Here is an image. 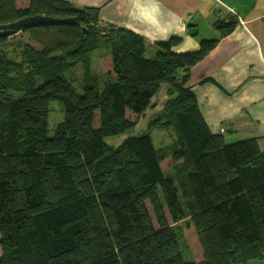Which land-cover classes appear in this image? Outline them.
Listing matches in <instances>:
<instances>
[{
    "label": "trees",
    "instance_id": "16d2710c",
    "mask_svg": "<svg viewBox=\"0 0 264 264\" xmlns=\"http://www.w3.org/2000/svg\"><path fill=\"white\" fill-rule=\"evenodd\" d=\"M31 16L76 25L0 35V264H263L264 152L256 138L226 144L213 134L188 87L237 17L216 21L220 37L189 53L174 52L172 38L150 55L142 36L110 27L103 86L84 78L80 93L66 73L99 48V9L0 0V24ZM12 45L15 57L4 51ZM164 86L170 102L151 128H173L172 153L132 134ZM54 101L65 118L50 136ZM122 135L117 147L106 141ZM182 223L193 229L192 261L173 227Z\"/></svg>",
    "mask_w": 264,
    "mask_h": 264
},
{
    "label": "crops",
    "instance_id": "0c3cea01",
    "mask_svg": "<svg viewBox=\"0 0 264 264\" xmlns=\"http://www.w3.org/2000/svg\"><path fill=\"white\" fill-rule=\"evenodd\" d=\"M64 1L98 8L103 26L130 30L151 47L180 38L176 53L195 52L202 41L219 38L214 23L236 16L238 28L194 66L188 87L213 134L225 128L226 144L256 138L264 152V0Z\"/></svg>",
    "mask_w": 264,
    "mask_h": 264
},
{
    "label": "rangeland",
    "instance_id": "374dc122",
    "mask_svg": "<svg viewBox=\"0 0 264 264\" xmlns=\"http://www.w3.org/2000/svg\"><path fill=\"white\" fill-rule=\"evenodd\" d=\"M103 26L102 21L100 20L99 16V21H98V27ZM109 26V27H108ZM107 28L113 27L108 25ZM108 31L98 32V40L100 41V46L97 50H95L91 55H90V63L86 62L85 60L80 61L79 64L76 65L75 68H73L71 71L66 73V77L69 79V81L72 82V84L75 86V88L80 92L83 93L82 90V83L85 78H92L93 80H100L97 77L98 75H101V71L99 68V59L104 55L105 53L109 52V46L108 43L105 41V36L107 35ZM156 47V45H155ZM155 47L149 46V54L151 55L152 53L154 54ZM5 53L8 54L10 57H15V54L20 52L21 49L18 47V45H12L10 47H7L4 49ZM152 54V55H153ZM97 82V81H95ZM104 81L100 80L99 85L103 86ZM167 89V92L164 93V91H161L153 100V103L150 107V109L145 113L144 118L140 121L136 129L132 132L133 135H138V136H143L147 133H150L154 147L157 151H161L164 148H169L172 151H164L162 150L163 153H172L174 152L173 149V144L175 141V134L174 130L172 127L169 128H163L161 126L156 125L155 127L151 128V123L156 120V118L161 117L165 115L166 113V107L167 104L170 102V96H168V87L164 86ZM164 89V88H163ZM65 118V112L63 110V107L61 103L54 101L51 103L50 106V112H49V128H50V136L53 135L54 129L57 127V125L61 122H63ZM164 118V116H163ZM150 129H152L150 131ZM127 137V135H122L119 137L115 138H108L106 141L109 145L117 147L119 146ZM173 170L171 171V173ZM186 225V226H185ZM182 226V233H179L180 241L183 240L184 238V245H181L182 247V253L185 261H192L193 255L192 251L188 248V231H191L193 229L186 228L187 224L182 223L175 227L177 230ZM181 235V236H180ZM192 236V235H191ZM193 241V248L196 249L197 247V242L196 239L192 237ZM250 264H259L258 262L255 263H250ZM264 264V263H263Z\"/></svg>",
    "mask_w": 264,
    "mask_h": 264
},
{
    "label": "water",
    "instance_id": "95a60500",
    "mask_svg": "<svg viewBox=\"0 0 264 264\" xmlns=\"http://www.w3.org/2000/svg\"><path fill=\"white\" fill-rule=\"evenodd\" d=\"M41 25H76L75 18H53L47 16H31L26 17L21 20H18L10 24H0V35L1 36H12L17 32H20L24 29L33 28ZM90 29H93L94 26L90 25ZM106 26H101L98 28L100 32L107 31ZM88 31V29H84Z\"/></svg>",
    "mask_w": 264,
    "mask_h": 264
},
{
    "label": "built area",
    "instance_id": "2783aa9c",
    "mask_svg": "<svg viewBox=\"0 0 264 264\" xmlns=\"http://www.w3.org/2000/svg\"><path fill=\"white\" fill-rule=\"evenodd\" d=\"M226 132V129L225 128H222L221 129V133H225Z\"/></svg>",
    "mask_w": 264,
    "mask_h": 264
},
{
    "label": "bare ground",
    "instance_id": "6f19581e",
    "mask_svg": "<svg viewBox=\"0 0 264 264\" xmlns=\"http://www.w3.org/2000/svg\"><path fill=\"white\" fill-rule=\"evenodd\" d=\"M104 33H105V31H104Z\"/></svg>",
    "mask_w": 264,
    "mask_h": 264
}]
</instances>
